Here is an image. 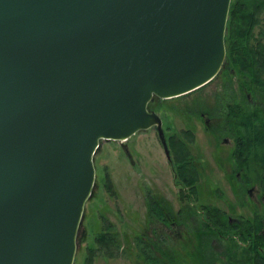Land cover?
<instances>
[{
	"label": "water",
	"instance_id": "water-1",
	"mask_svg": "<svg viewBox=\"0 0 264 264\" xmlns=\"http://www.w3.org/2000/svg\"><path fill=\"white\" fill-rule=\"evenodd\" d=\"M232 0H0V264H74L101 141L211 82Z\"/></svg>",
	"mask_w": 264,
	"mask_h": 264
},
{
	"label": "flooded vegetation",
	"instance_id": "flooded-vegetation-1",
	"mask_svg": "<svg viewBox=\"0 0 264 264\" xmlns=\"http://www.w3.org/2000/svg\"><path fill=\"white\" fill-rule=\"evenodd\" d=\"M230 72L231 84H227ZM220 76L215 110L193 113L203 123V140L197 139L195 129L176 131L172 125H163L168 157L157 126L148 129L158 136L178 193L173 197L155 190L143 196L147 227L136 244L137 254L146 260L159 258L174 264L170 259L178 260L184 246L194 242L201 249L199 264H264V157L261 160L258 153V137H264V87L254 90L252 86L248 91L249 86L224 64L213 80ZM202 149L215 154L216 168L201 156ZM209 167L221 185L214 190L215 196L208 195L210 187L201 185L211 174ZM207 195L212 198L205 200ZM220 201L228 208L217 205ZM113 237L117 243V235ZM210 254L212 263L207 257Z\"/></svg>",
	"mask_w": 264,
	"mask_h": 264
},
{
	"label": "rangeland",
	"instance_id": "rangeland-1",
	"mask_svg": "<svg viewBox=\"0 0 264 264\" xmlns=\"http://www.w3.org/2000/svg\"><path fill=\"white\" fill-rule=\"evenodd\" d=\"M221 78L186 95L166 100L156 98L151 104V110L162 117L164 127L172 125L176 131L188 127L195 129L197 139L201 141L204 139L201 133L203 123L193 113H212L215 110ZM188 107L194 111L190 113ZM158 140L155 131L148 130L138 132L122 145L115 141H101V147L94 156L95 185L85 205L74 264H89L91 249L95 251L92 264H150L142 255L137 254V236L147 227L143 196L155 190L164 191L173 197L178 193L173 170ZM124 145L126 148H121ZM201 156L211 161L216 168L215 154L202 149ZM253 177L257 178L255 171ZM218 182L211 169V174L202 179L201 185L204 184V188L210 187L212 191H208V195L215 196L214 190L221 186ZM108 184L113 188V193L109 191ZM208 195L205 200L212 198ZM217 205L228 208L221 201ZM111 232V235H117L118 242L115 245L107 242L104 247L106 252H101L97 238L110 235ZM173 246L176 248L175 244ZM184 247V255L178 257L174 264H199L201 249L198 243H189ZM207 257L212 258V263L213 255ZM205 262L209 263L208 260Z\"/></svg>",
	"mask_w": 264,
	"mask_h": 264
},
{
	"label": "trees",
	"instance_id": "trees-1",
	"mask_svg": "<svg viewBox=\"0 0 264 264\" xmlns=\"http://www.w3.org/2000/svg\"><path fill=\"white\" fill-rule=\"evenodd\" d=\"M226 47L227 57L224 63L226 70H234L235 75L243 80V84L249 86L248 91L252 86L254 90H256L255 86L264 87V0H232L227 25ZM227 75L229 77L226 83L231 84L230 75L233 73L230 72ZM149 108L151 109V104H149ZM187 137L190 138V136ZM258 138L260 140L258 141L259 158L263 160L264 137ZM108 188L113 193V188L110 185ZM97 242L100 244L101 252H106L104 247L107 242L116 244L115 237L109 234L104 237L99 236ZM94 255L95 251L91 249L88 256L89 264L93 263ZM147 260L150 264H167L164 259L158 258L153 261L149 258ZM175 260L177 258L170 259L172 263H176Z\"/></svg>",
	"mask_w": 264,
	"mask_h": 264
}]
</instances>
